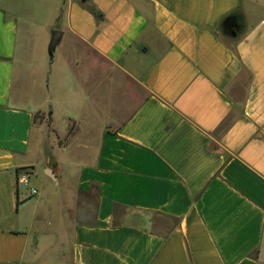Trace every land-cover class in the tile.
<instances>
[{
	"label": "crops",
	"instance_id": "1",
	"mask_svg": "<svg viewBox=\"0 0 264 264\" xmlns=\"http://www.w3.org/2000/svg\"><path fill=\"white\" fill-rule=\"evenodd\" d=\"M46 2L0 0V264H264V0H54L34 66Z\"/></svg>",
	"mask_w": 264,
	"mask_h": 264
},
{
	"label": "rangeland",
	"instance_id": "2",
	"mask_svg": "<svg viewBox=\"0 0 264 264\" xmlns=\"http://www.w3.org/2000/svg\"><path fill=\"white\" fill-rule=\"evenodd\" d=\"M46 4H43L42 10L44 11L43 16H38V22L36 25V31L34 32L31 39V58L34 62V66H39L42 57L47 60V64L50 62V55L48 54L47 48L51 39V33L53 30H58L61 24H56L53 30L49 31L46 25V20H50L49 15L54 11L53 2L54 0H46ZM41 10V7H38ZM54 122L57 123V120ZM59 123V122H58Z\"/></svg>",
	"mask_w": 264,
	"mask_h": 264
},
{
	"label": "built area",
	"instance_id": "3",
	"mask_svg": "<svg viewBox=\"0 0 264 264\" xmlns=\"http://www.w3.org/2000/svg\"><path fill=\"white\" fill-rule=\"evenodd\" d=\"M17 183L25 188L30 196H35L37 194V189L30 183V172L28 169H23L18 173Z\"/></svg>",
	"mask_w": 264,
	"mask_h": 264
},
{
	"label": "water",
	"instance_id": "4",
	"mask_svg": "<svg viewBox=\"0 0 264 264\" xmlns=\"http://www.w3.org/2000/svg\"><path fill=\"white\" fill-rule=\"evenodd\" d=\"M60 36H61V32L59 30H53L51 33V39L50 42L48 44V53L49 55L52 54L54 47L56 46V44L58 43V41L60 40ZM45 173L52 179H55V176L53 174V172L50 169H47V171H45Z\"/></svg>",
	"mask_w": 264,
	"mask_h": 264
}]
</instances>
